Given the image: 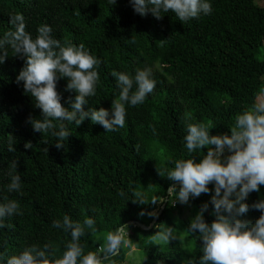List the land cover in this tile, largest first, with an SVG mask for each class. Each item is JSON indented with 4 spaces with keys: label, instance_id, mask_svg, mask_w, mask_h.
<instances>
[{
    "label": "trees",
    "instance_id": "16d2710c",
    "mask_svg": "<svg viewBox=\"0 0 264 264\" xmlns=\"http://www.w3.org/2000/svg\"><path fill=\"white\" fill-rule=\"evenodd\" d=\"M211 5V14L181 22L172 13L160 19L150 13L142 17L129 0H116L114 5L107 0H0V34L12 30L10 16L20 13L33 36L39 25L47 24L61 43L83 44L100 60L96 95L88 98L85 110L110 109L118 94L113 70L133 74L148 66L156 82L142 104L126 105L124 127L105 132L89 118L78 126L65 122L71 133L57 148L55 137L33 132L28 123L29 116L39 118L40 109L23 92L22 82H16L24 60L9 50L0 64V197L17 200L21 212L6 217L0 228V254L5 259L28 245L49 242L59 257L70 235L51 224L63 215L77 222L85 216L94 219L95 232L80 239L85 252L94 251L103 235L121 223L135 220L150 226L155 217L139 212L157 204L140 205L128 200L130 193L127 198L118 193L142 189L146 202L154 196L166 198L174 182L158 170L163 174L172 161L188 155L182 146L187 118L203 122L210 134H230L235 115L264 86V0H211ZM66 83V78L58 79L56 89L61 104L70 107L75 92L65 91ZM10 140L13 152L7 150ZM26 142L32 147L25 148ZM206 152L207 146L192 155L198 161ZM13 160L21 177L20 193L6 190ZM212 187L209 184V193L186 204L173 205L169 197L150 229L127 225L133 247L144 251L137 264H188L190 258H198L201 242L187 225L210 200ZM262 198L264 186L246 200L251 204ZM211 213L209 203L207 222L214 219ZM259 214L250 208L241 218L254 222ZM160 225L172 226L178 239L167 245L151 243ZM133 247L112 257L115 264H126Z\"/></svg>",
    "mask_w": 264,
    "mask_h": 264
},
{
    "label": "clouds",
    "instance_id": "9594fccd",
    "mask_svg": "<svg viewBox=\"0 0 264 264\" xmlns=\"http://www.w3.org/2000/svg\"><path fill=\"white\" fill-rule=\"evenodd\" d=\"M114 5L116 0H107ZM133 11L140 16L151 14L160 19L164 14L172 13L177 20L187 22L200 15L212 12L211 0H129ZM9 24L12 30L0 34V64L9 56L23 58V67L16 76V82H22L23 92L34 101V107L40 109L39 118L28 117L33 132H49L55 137L54 143L60 148L68 138L70 131L67 124L78 126L85 118L99 124L105 132H112L125 125L126 105L142 104L147 94L155 87L152 69L148 66L135 69L133 74L113 70L118 94H114L109 108L90 107L84 109L88 98L96 95L99 81L97 71L100 60L89 52L83 44L73 45L53 37L52 29L47 24L36 28L33 36L25 30L22 14L11 15ZM66 78L65 91L75 92L71 106L61 104V93L56 89V82ZM185 124L182 146L187 156L172 161V167L162 174L173 181L167 189L168 198L186 204L201 193H209L208 202L203 203L187 225V231L196 234L200 240V255L190 258L188 264H264V198L249 204L246 200L251 192H258L264 186V86L254 96L253 102L234 117L230 134H210V128L203 122L191 121ZM155 132V129H153ZM207 146V152L198 161L192 153H201ZM25 148H31L26 142ZM9 152H13V143H8ZM15 160L8 164L6 185L7 192H21V177L16 173ZM178 182V183H177ZM130 193L133 203L140 205L163 203L165 197L154 196L147 201L142 189L121 190L118 194L127 198ZM212 205L214 219L207 222L204 212ZM250 208L259 210V216L253 222L241 218ZM21 209L15 199L0 197V228L6 217L19 215ZM158 209L139 212L140 216L154 218ZM95 221L85 216L77 222L68 215L54 219L51 227L70 235L64 243V251L56 257V249L51 242L42 246L31 244L18 254L6 259L0 254V264H115L112 257L121 249L133 247L127 225L120 224L107 231L102 237V244L94 251H84L80 242L86 233H94ZM151 235L154 245H167L178 239L172 226L160 225ZM181 243L183 241L181 239ZM159 264V262H158Z\"/></svg>",
    "mask_w": 264,
    "mask_h": 264
},
{
    "label": "rangeland",
    "instance_id": "374dc122",
    "mask_svg": "<svg viewBox=\"0 0 264 264\" xmlns=\"http://www.w3.org/2000/svg\"><path fill=\"white\" fill-rule=\"evenodd\" d=\"M260 191H261V188H260ZM248 196H249V195H248ZM248 196H247V197H248ZM246 199H247V198H246ZM164 201H165V200H164ZM172 204H173V198H172ZM163 205H164V203H163V204L160 203V202L157 203V208H156V209H158V212L161 210V208L163 207ZM186 206H187V208H190L189 205H186ZM184 212H185L188 216H190V212L187 211V209H185ZM152 224H153V221H152L151 225H152ZM151 225H150V226H151ZM183 236H184L183 240H184V242H186V241H187V237H186L185 232H183ZM143 255H144V251L137 250V249H135V248L133 247L132 250L127 254L126 264H137L138 262L140 263V260H142Z\"/></svg>",
    "mask_w": 264,
    "mask_h": 264
},
{
    "label": "water",
    "instance_id": "95a60500",
    "mask_svg": "<svg viewBox=\"0 0 264 264\" xmlns=\"http://www.w3.org/2000/svg\"><path fill=\"white\" fill-rule=\"evenodd\" d=\"M177 183H178V182H177ZM167 200H168V195H167L166 198H165V201H164V205H163V207H162L161 210L158 212V214L155 216V218H154V220H153V223L155 222L157 216L162 212L163 208L165 207V204H166ZM126 225H138L139 227H141L142 229H145V230L150 229L151 226H152V225H151V226H146V225L142 224L141 222H139V221H135V220H133V221H129L128 223H126Z\"/></svg>",
    "mask_w": 264,
    "mask_h": 264
}]
</instances>
